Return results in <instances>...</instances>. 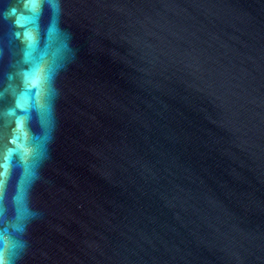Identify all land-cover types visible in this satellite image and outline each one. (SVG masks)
<instances>
[{
	"label": "water",
	"instance_id": "obj_1",
	"mask_svg": "<svg viewBox=\"0 0 264 264\" xmlns=\"http://www.w3.org/2000/svg\"><path fill=\"white\" fill-rule=\"evenodd\" d=\"M0 264H264V0H0Z\"/></svg>",
	"mask_w": 264,
	"mask_h": 264
}]
</instances>
